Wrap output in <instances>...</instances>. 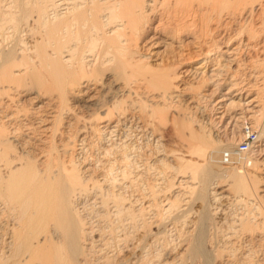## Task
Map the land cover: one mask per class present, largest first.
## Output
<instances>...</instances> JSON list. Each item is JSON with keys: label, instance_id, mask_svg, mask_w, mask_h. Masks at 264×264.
<instances>
[{"label": "bare ground", "instance_id": "bare-ground-1", "mask_svg": "<svg viewBox=\"0 0 264 264\" xmlns=\"http://www.w3.org/2000/svg\"><path fill=\"white\" fill-rule=\"evenodd\" d=\"M8 5L5 9L0 5V33L12 29L19 36L25 32L30 42L19 37L13 44L0 42V214L6 206V198L22 192L23 206L29 213L25 218L27 226L28 222H34L35 233L41 240L31 245L30 234L35 233L29 231V226L31 233L19 230L18 233L8 228L6 222H0L3 264H29L22 260L26 253L38 260V264H82L81 257L91 245L93 234L86 228L78 207L72 206L71 193L82 185L78 171L87 174L91 170L89 165L82 168L74 159L76 142H82L88 133L101 139L109 130V124L121 125L127 117L149 119L151 123L149 127L145 124V128L151 131L155 128L152 120L176 109L178 102L187 106L176 112L180 134L190 149L187 152L203 160L202 164L183 160L172 168L182 175L183 172L190 175V181L175 180L173 187L178 189L182 183H190L186 187L192 196L189 198L201 201L205 209L201 208L203 213L198 218L197 232L191 234L186 244V258L201 260L203 264H213L219 257L218 261L222 260L225 254L209 252L206 247L210 220L208 199L217 200L222 194L212 185L229 174L235 194L245 195L246 200L248 197L262 200L264 183L260 184L252 172L238 169L249 165L244 163L245 151H239L234 143L217 144L211 138V130L200 125L199 131L193 129L191 124L195 119L191 118L198 111L199 102L212 103L217 112L215 118L221 124L226 121L228 111L239 106V114L232 116L228 124L235 125L241 120L255 123L260 117L261 126L255 138L259 139L258 143L264 138V100L258 101L256 88L251 85L252 77L264 74V0H11ZM149 32L153 35L145 43L146 50L153 48L154 51L149 56L137 55L138 38ZM168 41L182 44L179 51L166 57ZM151 58H155L153 67L146 65ZM258 60L260 62H255ZM220 61L225 65L221 66ZM181 74L206 76L205 84L215 89H209V94H201L198 99L196 95L188 96L187 88L179 89L177 84ZM243 76L246 79L237 80ZM248 79L250 81L246 82ZM28 82L45 85L48 93L31 95ZM55 90L59 91L58 95H52ZM154 134L152 131L147 136L150 137L146 144L149 150L142 154L147 162L153 158L154 163L166 167L164 158L168 156H157L161 140H154ZM153 141L155 147L151 148ZM126 148L117 151L124 162ZM53 150L56 156L52 155ZM224 154H228L226 161ZM224 164L228 166L223 167ZM139 167L135 164L132 171L140 191L139 184L145 175H141ZM254 168V171L259 170L258 165ZM2 171L8 177L4 178ZM237 197L238 203L246 202ZM141 198L144 202L150 197ZM242 222L243 230L251 229L249 220ZM245 261L241 264H248L249 261Z\"/></svg>", "mask_w": 264, "mask_h": 264}, {"label": "rangeland", "instance_id": "rangeland-1", "mask_svg": "<svg viewBox=\"0 0 264 264\" xmlns=\"http://www.w3.org/2000/svg\"><path fill=\"white\" fill-rule=\"evenodd\" d=\"M10 1L8 2V0H0V5L2 6V8L4 7L6 8L7 4H9L8 6H10ZM0 20L2 19L0 18ZM14 32L15 31H13L12 29H7L1 32L0 42L7 43V44H11L12 42L13 44L14 42H17L18 37L22 38L25 42H30V39L26 35L25 32L24 33L21 32L19 36H17L16 33ZM151 33L152 32H149L148 34L141 36L140 39L138 38L139 42L137 41L138 43L137 48L139 49V51L138 49L137 51L139 53L137 55L149 56L151 51H154L153 48H151L149 51L146 50V46H145L146 41H148L153 35ZM166 43L169 44V46L167 45L168 46L166 49L167 52L166 51L164 52L165 53L164 56L166 57L167 55L169 56V55H172L174 52H177V50L179 51L180 49L179 47L182 44L178 42L174 43L173 41H168ZM162 47L160 50L164 51ZM252 56L255 57L254 55ZM258 57L261 58L260 55H258ZM224 59L225 58L223 56L222 60L224 61ZM153 60H155V58H151L150 60L146 61V65L149 64L148 65L149 67L150 65L151 67L155 66L156 63L152 62ZM251 61H254V60H251ZM255 62H260V60L255 61ZM222 64L225 65L224 62L220 61L221 66H223ZM194 66L191 65V67H194ZM225 68H224V71L227 70ZM181 75H180V80H178L177 84L179 85V89L187 88V90L185 91V94L188 96L196 95L197 96L196 98L198 99V97H200L201 94H209L210 93L208 92L209 89L211 90L215 89L213 85L205 84L203 80L205 79L206 76L189 77V76H186L185 74H181ZM263 76H260L259 78L254 76L251 78V85L255 86L256 93L258 94L257 99L260 102L264 100V86H263L264 78ZM244 78L246 79V76L245 77L243 76L242 78L238 77L237 80L238 81L240 80L241 82ZM245 81L249 82L250 80L248 79V81L247 80ZM29 85L30 86L28 90L29 89L30 90L29 91L27 89L26 90L31 95L36 94V93H48V90L46 91L45 85H42L43 86L42 87L33 82H30ZM56 91L58 90H55L54 91L55 94L53 92L52 95H58L59 91L58 92ZM255 96L256 94L252 96L250 100L254 99ZM26 98L27 96L24 97L23 99H26ZM215 98H219V97L216 96ZM203 104L204 105L206 104V105L203 107ZM211 104L212 103H209V102H203V103L199 102L198 111L194 112L195 115H193L194 117L192 116L191 118L192 120L195 119L193 121L191 120L192 122H194V123L191 122L192 128L199 131L198 127L200 125L203 128L207 129V131L211 130L212 131L210 132L211 138L213 140L215 139L217 144L234 143L238 147L237 148L238 150L242 148L241 146L242 144L246 142L249 143L248 148L246 149L244 153L243 159H244V163H247L246 165L248 164L250 165L252 161V166L248 165L246 167L244 165L243 168L241 167L238 169L242 171L246 170V171L252 172L255 175V179L256 180L258 179L259 181H261V183L260 182L259 183L263 184L264 183V162H263L264 161V156H263L264 155L263 153L264 138L260 139L259 143L257 142L259 141V139L255 138V137H258L257 133H258V130H260L262 118L259 117V119L255 123L248 121V120L246 121L243 120L242 122L241 120L240 122H238L239 124L236 123L237 125L228 124L229 119L232 116L239 114L240 112L238 109L240 107L238 105H235L238 107H232V110L230 109L228 111L226 121L221 124L219 123V120L215 118L217 112L212 107ZM175 106H176V109L173 108L167 113H165V115L163 114L160 117H156V120H152V122H154L155 128L152 129L151 131H148L149 128H145V124H148V127H149V124L151 123L149 122V119L140 120L139 116L134 117V119H132V117H127V120L124 121V123H122L121 125L115 126V124L113 123H112L113 125L109 124V128H108L109 130L106 131L105 137L102 136L101 138L102 140L97 139L95 136L88 133V135H86L85 139L83 140L84 142L83 141L76 142L77 144L74 147V149H76L74 152L75 153L74 159L76 160V162H78L77 163L78 165L80 164L82 168L84 165L86 166V168L89 165V168L91 170L87 174L86 173L83 174L82 170L81 171L79 170L78 171L79 173L77 172L81 178L80 181L82 185L76 187L74 189L75 191L71 193V198H72L71 202H73L72 206L74 205L75 207H78L77 209L79 213H81V217L83 219L84 224L86 225V228L88 227V231L92 232L93 234V239L89 241V245L90 244L91 245L87 246L88 248L86 247L84 256L81 257L82 264L83 263L84 264H203L201 260L197 259L196 261H192L186 258L185 250H186V244H188L190 237L193 235V233L197 232V229H196L198 227L197 223H199L200 221V220L198 221V218H200L201 214L203 213V210L201 208L204 209L203 207L204 205L201 201L191 198L192 197L190 195L191 193L190 192L188 193L187 188H186L187 186L190 185V183H182L181 185L182 187L178 189L173 187L175 186L174 184L176 183L177 180L179 181L182 180L184 182L183 179H186L187 181H190L189 179L190 175H188L189 174L188 172L187 173L183 172V175H182V173H178L174 171L175 169H172L174 166H175L174 168H176V166L183 160L184 161L191 160L199 164H202L203 160H201V158L199 159L197 155L191 156V154L187 152L190 150L188 149V146L186 145L188 143L185 144L184 138L181 135L182 133L179 130V127L176 123V121L178 122L176 112L179 111L180 109L186 108L187 107L186 104L184 102H178L175 104ZM213 110L215 111L213 112ZM132 121L134 122L132 123ZM136 121L138 122V124ZM145 122H149V123H145ZM152 131L155 132L154 135L156 136L154 137V140H156L157 138L161 140L159 147L157 148L158 150H156L159 153L157 156H160V157L164 155L168 156L167 158H164L167 160L163 159L165 161V164H167L166 167H163V165H159L158 162L154 163L152 161L153 158H150V160H148L147 162L146 157L143 156L142 154L145 150L147 151L149 150V148L146 147V144L148 145L147 142L150 139V137L148 138L147 136L150 135ZM252 131L253 133H256L255 136L252 135L253 134ZM178 134L181 135V137L177 136ZM57 140L58 138L56 136L55 141ZM154 142L155 141H153V143L151 142V146L153 145L151 148L155 147ZM54 144L55 143H53V145ZM124 144L127 146L126 148L127 160L125 162L119 158V155L117 153V151L119 152L121 149H123V147H126ZM55 147H56V144H55ZM119 148L120 150H118ZM167 151L170 153H168ZM239 151H241V149ZM17 153L19 154V151ZM52 153H53L52 155L56 156L55 155L56 153L54 152V150ZM236 153H238L237 150H236ZM40 157H42V155ZM135 158H137L139 161L137 160L136 162ZM132 161H134L135 164H137L138 166L140 165L139 172L141 173V175L142 174L145 175V176L142 175L144 178L143 179L144 183L143 182L140 184L138 183L140 185V191L139 189H137L138 185L134 183L135 174H134V171H132L134 170L132 167H134L135 164H131ZM81 163L83 165H81ZM168 164L171 165V167ZM255 164L258 165L259 170L254 171L255 170L254 167L256 166ZM226 166L228 165L226 164L223 165V167H226ZM237 166L239 167L238 164ZM143 167H145L146 169H144ZM108 169H110V171ZM143 170H145L146 172L145 171L143 172ZM3 172L5 173V171L1 172L3 174L2 176H4V178L8 177L7 173H5L6 174L5 175ZM124 172H125V175H124ZM228 175L226 176V179L225 178L219 179V180L217 179L216 182H214V184L212 185V187H214L217 190L218 194L220 193L222 194H220V196L218 195L217 200L212 199V197L209 198L210 201L208 199V202L209 203L211 202L210 205H208L209 203L207 202L208 203L207 210L210 208V211L208 210L209 215H210V220L208 221V228H207V235L209 237L206 243L207 250L209 252H212V253L214 252L216 254L220 252L222 256L225 254L223 257H221L223 262H221L222 260L218 261L220 258L219 257L218 259H216L218 262L215 260V263L213 262V264H221V263L222 264H241L242 262H246L245 261L246 259H247V262L249 261L253 264H264V198L261 200L259 198L257 199L256 197H251V198L248 197V200H246L247 197L245 195L242 196L240 194H235L234 189H232L230 186L231 181L229 180L230 178L228 179ZM38 176L40 175L38 174ZM74 192L77 195H75ZM143 192L145 193V196H143L144 195ZM18 193L20 194V191ZM15 195H17V199ZM15 195H12L11 197L6 198L7 203L4 208L3 213L0 214L1 216L0 222L2 223L6 222L7 227L9 226L8 228L13 229L14 231L16 230V232L18 233L19 231L21 233H24L25 231H27L29 234L32 232V230H34V233H35L36 230L34 229V227H36V225L34 224V222L32 224L28 222L29 231L31 232H29L27 228L28 227L27 222H26L27 219L25 218H28L29 215L27 216V214L29 213L25 212V209L23 206L24 200H23V197H21L22 192L20 195H18L17 193H15ZM147 195L150 198L147 197ZM116 196L117 198H115ZM189 196L191 197L189 198ZM237 196H240V198L245 199L246 202L238 203ZM141 197L149 198V200L147 199L146 201L145 199L143 202ZM167 201L171 203L170 206L169 205L167 206V203H168ZM75 207H72V208H75ZM259 213H261V215ZM138 216L140 217L138 218ZM141 217L143 219H141ZM245 220H249V223H251L250 230H243V228L241 227V225L243 226L242 221L245 222ZM32 233L30 234V237L31 236L32 237L29 240V243L31 245L35 244L40 239V237L37 236L38 235L37 233H35V235L34 234L32 235ZM216 247L218 249H216ZM231 247H234V248H231ZM231 250L233 251L231 252ZM1 255L2 254L0 252V256ZM30 258H31L30 254L26 253L23 255L22 260H24V262L28 261L27 263L29 264H38V260H35V259L33 260L32 258L31 259ZM1 260H2V256L0 257V261ZM249 262L248 264H251ZM1 263L3 264V260L1 261ZM9 264H11V262Z\"/></svg>", "mask_w": 264, "mask_h": 264}, {"label": "built area", "instance_id": "built-area-1", "mask_svg": "<svg viewBox=\"0 0 264 264\" xmlns=\"http://www.w3.org/2000/svg\"><path fill=\"white\" fill-rule=\"evenodd\" d=\"M251 141H252V140H251ZM251 141H250V142H251ZM248 145H249V143L246 142V143H244V144L241 145L242 148H240V149L243 150V151H246V149L248 148ZM226 155H227V154H224V158H225L224 161L227 160Z\"/></svg>", "mask_w": 264, "mask_h": 264}]
</instances>
